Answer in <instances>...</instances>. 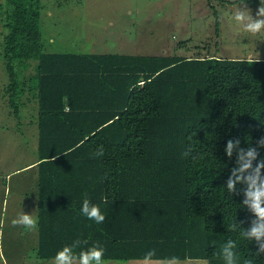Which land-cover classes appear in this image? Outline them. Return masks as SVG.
I'll return each instance as SVG.
<instances>
[{
	"label": "trees",
	"instance_id": "16d2710c",
	"mask_svg": "<svg viewBox=\"0 0 264 264\" xmlns=\"http://www.w3.org/2000/svg\"><path fill=\"white\" fill-rule=\"evenodd\" d=\"M0 8L11 104L18 108L27 90L38 101L40 258L80 239L88 241L81 248L99 242L104 259H145L155 249L150 260L225 264L231 239L238 264H264L257 243L240 234L255 218L242 204L245 186L229 193L225 185L236 167L227 142L256 147L264 137V57L52 52L41 0ZM86 197L103 223L81 214Z\"/></svg>",
	"mask_w": 264,
	"mask_h": 264
},
{
	"label": "rangeland",
	"instance_id": "374dc122",
	"mask_svg": "<svg viewBox=\"0 0 264 264\" xmlns=\"http://www.w3.org/2000/svg\"><path fill=\"white\" fill-rule=\"evenodd\" d=\"M240 3L241 0H41L40 28L46 49L52 52L264 57V32L252 35L228 18ZM247 5L255 17L260 3L251 5L247 1ZM5 31L0 13V55ZM16 68L19 70L18 65ZM33 71L34 64L23 71L22 77ZM9 83L1 55L0 264H53L54 259L40 258L37 253L38 229L29 231L11 223L24 212L38 218L37 194L28 189L35 168L22 167L40 156L37 98L27 90L16 108L9 98ZM104 261L146 264L145 259ZM147 264H207V259L149 260Z\"/></svg>",
	"mask_w": 264,
	"mask_h": 264
},
{
	"label": "clouds",
	"instance_id": "9594fccd",
	"mask_svg": "<svg viewBox=\"0 0 264 264\" xmlns=\"http://www.w3.org/2000/svg\"><path fill=\"white\" fill-rule=\"evenodd\" d=\"M224 16L222 14L221 20ZM229 20H234L238 25L243 27V30L252 35L264 32V0H261L260 6L256 11L255 17L252 10L247 5V0H241L240 5L228 17ZM251 58L248 63L257 62ZM67 97L63 98L64 111H71L67 104ZM240 140H229L226 145L225 152L229 158L234 153L236 155V167L231 169V173L226 181V188L229 193H237V186L243 185L244 199L242 204L254 214V219L251 221V226L240 233L245 239L255 241L258 245L256 255L264 254V159H258L260 153L258 148L264 147V137L257 141L256 147H240ZM67 155V153H64ZM103 150L99 149L95 156H103ZM190 152L186 151L183 155L187 156ZM255 162V163H254ZM82 215L89 220H94L97 224L105 221L106 216L102 213L101 208L97 204H92L86 197L83 200L80 209ZM12 225L23 226L26 230L35 231L38 229V219L32 213L19 215L11 221ZM242 222H240L241 225ZM239 225L233 223L231 230L236 231ZM87 240L77 239L71 245H65L59 250L53 264H105L104 254L105 249L99 242L87 248H81L82 245H87ZM237 244L229 239L222 248V257L225 264H238V257L235 249ZM76 249H81L79 252ZM155 255V249L149 250L145 256V262L149 261ZM245 264H252L251 260H247Z\"/></svg>",
	"mask_w": 264,
	"mask_h": 264
},
{
	"label": "crops",
	"instance_id": "0c3cea01",
	"mask_svg": "<svg viewBox=\"0 0 264 264\" xmlns=\"http://www.w3.org/2000/svg\"><path fill=\"white\" fill-rule=\"evenodd\" d=\"M38 158H35L34 160L30 161L27 163L26 166L22 167V168H27V166H29L30 168H35V176L34 178L31 180L30 184L28 185V189H31L32 192L35 190L37 196H36V200H37V203L39 202V188H38V165H37V162H38ZM17 170V169H16ZM37 170V171H36ZM37 172V173H36ZM10 173V172H9ZM8 173V174H9ZM7 174V175H8ZM38 219V218H37ZM39 224V223H38ZM38 234H39V228H38ZM38 242H39V239H38ZM38 246V245H37Z\"/></svg>",
	"mask_w": 264,
	"mask_h": 264
},
{
	"label": "water",
	"instance_id": "95a60500",
	"mask_svg": "<svg viewBox=\"0 0 264 264\" xmlns=\"http://www.w3.org/2000/svg\"><path fill=\"white\" fill-rule=\"evenodd\" d=\"M142 81V80H141Z\"/></svg>",
	"mask_w": 264,
	"mask_h": 264
}]
</instances>
